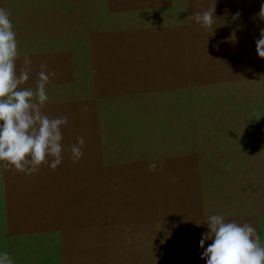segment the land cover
Instances as JSON below:
<instances>
[{
	"label": "rangeland",
	"instance_id": "374dc122",
	"mask_svg": "<svg viewBox=\"0 0 264 264\" xmlns=\"http://www.w3.org/2000/svg\"><path fill=\"white\" fill-rule=\"evenodd\" d=\"M262 2L216 0L212 33L190 16L214 0H0L17 33L18 69L31 54L25 86L46 62L56 76L43 111L69 119L56 170L43 164L27 177L0 166V249L15 264H205L201 235L186 231L193 213L197 222L225 213L250 224L264 247ZM80 136L74 163L68 149ZM172 148L219 159V185L207 196L201 188L193 208L179 193L190 181L158 168V149ZM142 158L147 173L176 187L178 218L174 188L138 193L123 172ZM195 169L206 174L202 162ZM159 207L170 214L155 217ZM174 227L173 247L163 229Z\"/></svg>",
	"mask_w": 264,
	"mask_h": 264
},
{
	"label": "clouds",
	"instance_id": "9594fccd",
	"mask_svg": "<svg viewBox=\"0 0 264 264\" xmlns=\"http://www.w3.org/2000/svg\"><path fill=\"white\" fill-rule=\"evenodd\" d=\"M215 3L216 0L211 9L193 12L190 16L199 28L212 33L219 23ZM239 15L237 12L233 20ZM260 16L264 18V2ZM255 48L258 57L264 59V28L260 29ZM20 55L11 12L0 8V166L30 176L38 174L43 164L51 170L62 164L63 130L69 119L67 116L50 118L43 111L49 102L48 87L56 73L43 62L34 87H26L32 59L31 54L25 52L23 65L18 69ZM84 148V137H77L68 149L74 163L82 159ZM191 221L207 229L201 233L199 241L200 258L205 264H264V247L258 243L256 230L250 224L229 221L225 213L206 214L203 222ZM209 241L211 243H207ZM0 264H15L7 250L0 249Z\"/></svg>",
	"mask_w": 264,
	"mask_h": 264
},
{
	"label": "crops",
	"instance_id": "0c3cea01",
	"mask_svg": "<svg viewBox=\"0 0 264 264\" xmlns=\"http://www.w3.org/2000/svg\"><path fill=\"white\" fill-rule=\"evenodd\" d=\"M262 20H264L262 18ZM170 129V128H169ZM171 130V129H170ZM172 131V130H171ZM146 143V145H150V143L148 142H144ZM176 145H174L175 147ZM180 147V146H177ZM147 148V147H145ZM151 148V147H148ZM160 152H157V163H158V168L160 170L165 171V170H170L171 173H174V176L176 177H180L182 180H189L190 183L189 185H186L188 187L186 188H182V191H180V195L181 196H189V199L187 200L189 205H186L184 207L188 208V207H194V205L196 204L197 200H198V195H199V190L202 188V195H208L207 192L209 191V188L211 186H216L219 185V180L216 182V179L214 177V172H220L219 167L217 165V160L218 157L213 155V156H202V157H198V156H190L187 154H174V156L170 153L174 152V149L172 148L170 151H168L167 149H158ZM142 151L139 149V152ZM132 153V151L130 150L129 154L130 155ZM162 153H167L165 155H161ZM128 155H123V159L120 161H124L125 158ZM141 163L136 164V163H129L128 164H124L126 166H121L123 168V172H128V177L132 180V186L136 187V189L138 190V193H140L141 188L140 187H144V193H145V187H147L148 185H152V187H154V190L157 191V189L159 187L162 188H174V214H172L171 216H173V220L174 218H178V212L182 210L183 207H181L182 202L180 201L179 198H175V194H177L176 191V187L173 186H169L165 183L162 182V180L160 179V175H152L146 172V164H144V162H146V159L142 158L140 159ZM200 162H202V164L205 166V171L206 174L204 173V171H200L198 172L197 169H195V165L200 164ZM137 171V172H135ZM130 172H132V174H129ZM127 174V173H126ZM209 174V176H208ZM131 175V176H130ZM193 175H197L196 178H193ZM28 177V176H27ZM211 178L209 181L208 179ZM129 179L128 183L131 182V180ZM197 180L198 182L194 181ZM172 185V184H171ZM182 186V185H181ZM161 188V189H162ZM211 189V188H210ZM217 190V188H215ZM164 193V190L162 191ZM166 193V192H165ZM164 193V194H165ZM178 196V195H177ZM163 202H165V200L163 199ZM193 203V205H192ZM178 204H180L181 206H179ZM156 208V207H155ZM158 208V207H157ZM160 210H158L157 212H155L154 214L155 217L158 216L157 213H162V214H170V211L167 207V211L165 213H163V208L159 207ZM179 208V209H178ZM178 209V210H177ZM160 215V214H159ZM159 217V216H158ZM198 218L196 213H193V215L191 216V220H195ZM190 219V218H189ZM190 224H192L191 227H187L188 229L186 230L188 233L193 235H198L200 233V229L197 228L196 224L194 221H192ZM180 229H176L175 227L169 230H165L163 229V233L167 235L166 239L167 242H170L171 245L174 247V234H177L180 232ZM179 231V232H178ZM205 230H203L204 232ZM147 241H151V238L149 236H147Z\"/></svg>",
	"mask_w": 264,
	"mask_h": 264
}]
</instances>
